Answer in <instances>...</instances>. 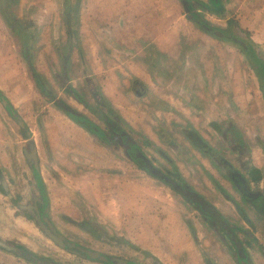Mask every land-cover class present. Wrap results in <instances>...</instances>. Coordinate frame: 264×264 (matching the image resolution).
Masks as SVG:
<instances>
[{
  "label": "crops",
  "instance_id": "0c3cea01",
  "mask_svg": "<svg viewBox=\"0 0 264 264\" xmlns=\"http://www.w3.org/2000/svg\"><path fill=\"white\" fill-rule=\"evenodd\" d=\"M220 1L205 18L189 0H0V226L31 230L12 213L30 215L24 207L39 198L52 224L88 223L154 263L204 264L214 252L219 264H264V74L249 58L252 48L264 62V0ZM192 18L245 36L246 50ZM227 136L243 149L225 156ZM192 139L242 165L233 167L256 199L252 260L209 245L201 220L123 147L171 146L158 151L171 162Z\"/></svg>",
  "mask_w": 264,
  "mask_h": 264
},
{
  "label": "rangeland",
  "instance_id": "374dc122",
  "mask_svg": "<svg viewBox=\"0 0 264 264\" xmlns=\"http://www.w3.org/2000/svg\"><path fill=\"white\" fill-rule=\"evenodd\" d=\"M189 4L193 6L198 12L205 18L207 11L204 9L207 6H211L209 3V0H189ZM194 9V10H195ZM211 19H206L208 22H210L212 25L217 24L219 25H225L227 28L232 27L231 24H227L225 20L217 19L214 16ZM209 24V23H208ZM209 24V26H211ZM215 27V26H214ZM238 34V32H236ZM242 39H245V36L241 35ZM260 53L263 54V50H260ZM242 56L243 54L240 53ZM232 135L230 131L225 130V136ZM228 140H225V144L222 145L223 153L225 156L229 153L228 149L226 150L225 147L227 146V143L229 146H234L233 138L230 140L229 136ZM143 142L139 141V144H142ZM203 147V146H202ZM139 150L140 147L138 146ZM144 148H149L145 151V157H159L158 151L163 150L165 154H172L171 152V146H160L159 147H153L144 145ZM163 148V149H162ZM212 148V147H211ZM178 155L171 156V162H167L165 157L162 159L159 157V159L153 161L151 163L153 165V168L159 170V172L164 176V178L168 181L173 182L177 188H181L180 186H185L187 188H191L196 192H203L202 195L205 196L206 199L209 201L212 200L211 197L216 196L213 195V191H217L214 187L215 182L217 183H223L222 179H220V169H218L212 162L210 161L209 157L206 154L205 148H201V146H191L188 145H178L175 148ZM142 152V151H141ZM207 156L208 161H202L203 158ZM195 171H198L195 173ZM165 180V181H166ZM160 182L159 185H163L164 182L159 179ZM225 187H228L229 184L225 183ZM214 186V187H213ZM165 186L164 189L160 190V204L161 208L159 210H163V206H165L167 203L163 201L164 199V193L168 189ZM18 186L16 187V191H18ZM233 191L232 193L237 196V198L240 197V194L238 196L235 189L231 188ZM239 190V189H238ZM32 189L30 195L32 193ZM218 193V191H217ZM240 193V192H239ZM18 194V193H17ZM186 194V193H185ZM188 197H190L188 194H186ZM17 196V195H16ZM211 196V197H210ZM166 198V197H165ZM167 199L170 201L171 196L167 197ZM166 200V199H164ZM18 202V201H15ZM10 205V204H9ZM8 205V206H9ZM168 206V205H167ZM171 206V201L170 205ZM193 207V206H192ZM171 209V208H170ZM193 209V208H191ZM189 210L192 212V216H194V219L196 218V213L192 210ZM16 210V209H15ZM44 211V210H43ZM188 211V210H187ZM15 218H20L21 216L24 217V219L27 222H30L32 229L29 230L28 228H24L23 223H21L19 226L15 225L14 227H6V226H0V236L4 238H0V243L6 244L8 246H11L15 249H17L20 253H28L36 258L38 260H48L51 262H54L55 264H105L99 261H93L90 259H85L73 254L68 253L65 250H62L55 246L42 232L40 229L37 221L35 220L34 216L32 214H27V212H20L17 211L12 213ZM25 214V215H23ZM29 216V217H28ZM41 216H46L49 219L57 221L56 219V213L52 212L51 215L44 214V212H41ZM79 221V219H77ZM81 221V220H80ZM7 222V221H6ZM237 222V221H236ZM6 224H12L6 223ZM57 231L61 233L66 240L69 242H73L78 246H81L83 248L96 251L100 253L101 255L105 256L106 258H116L122 261H125L126 264H156L154 263V260L150 258L148 254L145 252H142L140 249H137V247H134V245H130L127 241H123V239H120L117 236L114 235H107L104 236L103 231L100 230V228H95L88 223H83L80 225H74V226H65V225H56L53 224ZM8 229V230H7ZM11 229V230H10ZM94 233V234H93ZM125 238V236H123ZM122 237V238H123ZM168 250V249H167ZM166 257L171 260V252L167 253L165 251ZM16 262V263H15ZM0 264H33L29 262L27 259L17 256L16 254H9L3 250L0 249ZM109 264H118L116 262H109Z\"/></svg>",
  "mask_w": 264,
  "mask_h": 264
},
{
  "label": "flooded vegetation",
  "instance_id": "af4514ba",
  "mask_svg": "<svg viewBox=\"0 0 264 264\" xmlns=\"http://www.w3.org/2000/svg\"><path fill=\"white\" fill-rule=\"evenodd\" d=\"M232 138L234 146H229L227 144L228 147H225V149H228V151H241L243 146L237 143L236 136H233ZM189 144L191 146H201V148H205L208 153L207 156L213 153L208 146L199 143L197 139L189 140ZM123 147L127 150L129 157H131L140 168L162 180V182L171 188V191L182 200L181 202H183L188 209L193 208L191 210L196 213V217L201 220L202 226L207 230L208 236L206 237L209 245L218 250H222V248H224L223 246H226L228 248L227 251L235 262L237 260L238 262L249 259L252 260L247 249L250 248L251 251L255 253L259 248L257 247V240L254 237L255 229L247 217V212L249 210V208H247V202H254L256 199L252 192H250L248 183L245 181L244 177H242L239 171L233 167L234 165L237 168H242V165H240L239 162L233 160L231 165L230 162L215 154L208 156L212 164L220 169L219 177L222 179L223 183L215 182V187H213L218 191L221 199L224 200L221 202L217 198L210 196L212 200L209 201L202 195L203 192H196L190 187L187 188L184 185L180 186L181 188H177L178 186L173 182L166 180L159 170L153 168L151 161L145 157L139 149L135 148V146L130 147L125 145ZM225 183L229 184V186L225 187ZM230 187L236 190L234 192H237L238 196L240 194L239 198L233 193H231L232 195L226 193V189L232 191ZM225 201H227L228 204H226ZM39 205L42 206L43 203L41 202ZM41 206H39V209ZM226 206H228L227 209ZM43 210L44 208H41L39 213L40 216L41 212H44ZM213 254L208 253V255H205V262L203 263L219 264L220 255L213 256Z\"/></svg>",
  "mask_w": 264,
  "mask_h": 264
},
{
  "label": "water",
  "instance_id": "95a60500",
  "mask_svg": "<svg viewBox=\"0 0 264 264\" xmlns=\"http://www.w3.org/2000/svg\"><path fill=\"white\" fill-rule=\"evenodd\" d=\"M206 29V28H205ZM211 33H217L218 35H221L223 38H228L232 39L234 42L238 43L240 46L246 48V46L239 41L238 39L233 38L227 31H218V30H207ZM34 152V151H33ZM33 162H35V157L33 154ZM35 202L41 203L42 200L39 198H35ZM24 210L30 212L37 221L40 229L42 232L45 234V236L53 243L55 246L58 248L67 251L70 254L85 258V259H90L93 261H99L102 263H109V262H116L118 264H126L125 261L116 259V258H106L105 256L101 255L100 253L96 251H92L86 248H83L81 246L76 245L73 242H69L66 240V238L57 231L55 226L51 223L49 218L46 216H40V210L39 207L36 203H33L31 206H25ZM48 211L47 208L44 209V214H46ZM0 247L12 251L14 254H16L19 257L27 259L29 262L33 264H55L54 262L48 261V260H38L35 256L28 254V253H20L17 251V249L8 246L6 244L0 243ZM159 264V263H156Z\"/></svg>",
  "mask_w": 264,
  "mask_h": 264
},
{
  "label": "trees",
  "instance_id": "16d2710c",
  "mask_svg": "<svg viewBox=\"0 0 264 264\" xmlns=\"http://www.w3.org/2000/svg\"><path fill=\"white\" fill-rule=\"evenodd\" d=\"M209 3L211 4V6H207L206 5V8L209 11L216 12L218 14L221 13L222 8H221V1L220 0H209ZM188 9L190 10L189 7H188ZM192 21L197 22L195 20V18L194 19L192 18ZM198 21H199V19H198ZM197 23L200 26H203L204 28H206L207 30H218V31L220 30L221 31V29H213V28H211V26H209V24H207V23H205V22H203L201 20L199 22H197ZM238 40L241 41V42H245L246 41V40L242 39V37H239ZM245 50H246V48H245ZM249 53H250L249 58L252 60V62H254L253 64H255L254 65L255 71L257 73H260L261 75H263L264 74V62H262V60L260 59L259 55L256 54L252 48L249 49ZM69 117H71L74 121L78 122L79 124L87 122V121L85 122V120L81 116H78V115L69 114ZM89 127L92 130L93 127H91V125H89ZM129 146L130 147H134L132 144H129Z\"/></svg>",
  "mask_w": 264,
  "mask_h": 264
}]
</instances>
